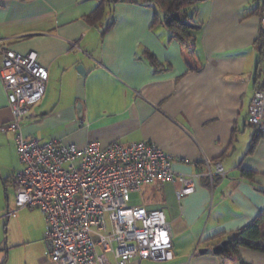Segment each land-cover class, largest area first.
Here are the masks:
<instances>
[{
    "label": "crops",
    "instance_id": "1",
    "mask_svg": "<svg viewBox=\"0 0 264 264\" xmlns=\"http://www.w3.org/2000/svg\"><path fill=\"white\" fill-rule=\"evenodd\" d=\"M100 2L0 0V62L7 49L34 50L49 70L44 96L22 121L24 135L102 146L148 140L171 155L176 172L200 173L180 198L178 180L142 186L134 205L165 211L174 255L126 264H264L260 250L242 246L226 261L213 250L264 212V136L249 122L251 101L264 86V0H199L193 56L154 1L111 0L90 22ZM12 117L0 77V148L18 156L15 133L6 128ZM217 162L227 173L211 177ZM18 209L8 208L6 225ZM42 215L41 233H24L20 243L7 234V244L25 248L18 256L9 251L1 264L14 257L15 264H59L48 253ZM39 238L44 248L28 250Z\"/></svg>",
    "mask_w": 264,
    "mask_h": 264
},
{
    "label": "built area",
    "instance_id": "2",
    "mask_svg": "<svg viewBox=\"0 0 264 264\" xmlns=\"http://www.w3.org/2000/svg\"><path fill=\"white\" fill-rule=\"evenodd\" d=\"M264 28V14L261 18ZM0 77L13 112L8 130L15 133L21 168L13 178L18 208H39L45 214V242L59 264H126L134 257L173 258L171 225L163 209L130 204L131 192L151 182L180 181L182 197L195 189L200 173H178L172 157L148 140L102 146L60 139L26 137L22 121L45 94L48 68L32 50L7 49ZM249 122L264 136V86L256 90ZM217 162L208 174L225 176ZM10 214V212H8Z\"/></svg>",
    "mask_w": 264,
    "mask_h": 264
},
{
    "label": "trees",
    "instance_id": "3",
    "mask_svg": "<svg viewBox=\"0 0 264 264\" xmlns=\"http://www.w3.org/2000/svg\"><path fill=\"white\" fill-rule=\"evenodd\" d=\"M111 0H101L99 6L89 14L90 22L99 21L105 10L106 4ZM138 1V0H135ZM140 1V0H139ZM154 1L163 11L165 15V24L171 30V35L179 39L190 56L194 53L195 36L194 29L200 27L193 18L195 13V5L199 0H151ZM263 3V2H262ZM264 14V3L261 8ZM110 23L109 26H111ZM259 50L264 55V28H262L261 37L259 39ZM260 136V135H258ZM264 212L250 224L239 229L235 235L225 244L217 253L223 260L233 258L238 248L244 246L264 252ZM231 251V253H229Z\"/></svg>",
    "mask_w": 264,
    "mask_h": 264
},
{
    "label": "rangeland",
    "instance_id": "4",
    "mask_svg": "<svg viewBox=\"0 0 264 264\" xmlns=\"http://www.w3.org/2000/svg\"><path fill=\"white\" fill-rule=\"evenodd\" d=\"M11 139H13L15 142L14 134H11ZM17 154L18 156L14 150L12 151L7 149L6 151V149L0 148V264L4 261L6 256H9V251L12 255L15 253V255L18 256L24 251L25 248L24 244H19L13 247H11V242L10 244H7L5 238L7 237L8 233H12V236H15L13 240L16 243H20L19 241H22V235L24 233H41L40 230H42L39 224L42 222L43 215L41 210L38 208H19L18 216L11 219L10 225L5 224L7 222V216H5V214L8 208L12 210L17 207L15 205V191L12 184L14 175L21 167V160L18 150ZM5 178L9 180L6 186L4 184ZM141 200L142 195L140 191L131 192L130 204L141 203ZM15 220H18V223H15ZM43 242L44 241L42 238H39L37 241L36 239L33 240L32 244L28 246V250H31L32 248L34 250L44 248L45 245H42ZM18 261L19 260H17L15 257L11 258L9 264H15Z\"/></svg>",
    "mask_w": 264,
    "mask_h": 264
},
{
    "label": "water",
    "instance_id": "5",
    "mask_svg": "<svg viewBox=\"0 0 264 264\" xmlns=\"http://www.w3.org/2000/svg\"><path fill=\"white\" fill-rule=\"evenodd\" d=\"M79 68H81V67H79ZM229 240H224V241H222L220 244H218L217 246H215L214 247V252H218L220 249H222V247L225 245V244H227V242H228Z\"/></svg>",
    "mask_w": 264,
    "mask_h": 264
}]
</instances>
